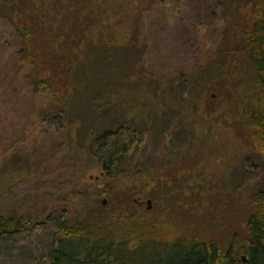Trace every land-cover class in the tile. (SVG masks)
Segmentation results:
<instances>
[{
    "label": "rangeland",
    "instance_id": "1",
    "mask_svg": "<svg viewBox=\"0 0 264 264\" xmlns=\"http://www.w3.org/2000/svg\"><path fill=\"white\" fill-rule=\"evenodd\" d=\"M42 1L0 6V214L31 220L63 210L244 253L264 187L248 119L263 93L249 63L227 57L240 44L249 0H181L177 11L160 0H76L71 14L68 0H53L59 32L69 27L73 37L57 38L50 62L37 57L30 79L20 32L41 23ZM47 23L39 32L49 55L58 44ZM89 41L79 63L74 48ZM122 127L135 142L107 174L94 142Z\"/></svg>",
    "mask_w": 264,
    "mask_h": 264
},
{
    "label": "trees",
    "instance_id": "2",
    "mask_svg": "<svg viewBox=\"0 0 264 264\" xmlns=\"http://www.w3.org/2000/svg\"><path fill=\"white\" fill-rule=\"evenodd\" d=\"M68 1L65 13H73L74 8L79 11L81 5H78V1ZM8 2L9 0H0V6L4 8ZM159 2L160 7L169 11H177L181 6V0ZM53 3V0H43V6L38 7L41 10L40 27L21 26L20 46L28 67L29 74L26 77L30 79H35L38 75L34 69L35 62L38 65L36 58L44 57L50 62V55H54V51L56 54L62 46L57 38L62 33L70 35L74 31L67 27L59 32V25H56L54 19L57 18L56 13L52 12ZM17 6L15 4V10ZM154 7L157 6L153 5L152 8ZM245 11L249 16L240 25V44L231 49L227 61L239 59L242 65L249 63L261 86L262 98L258 102L257 99L254 101L260 108L253 110L248 119L250 128H253V146L256 153L264 158V0H249ZM43 20L48 22L50 32L57 34L55 44L58 45H54L53 52L49 55L43 54L41 50L43 37L39 31L46 24ZM99 38V35H93L90 40H95L99 45ZM62 44L66 45V42ZM80 44L74 48L76 55L72 52L79 63L80 56L92 47L91 41ZM44 58L41 59L42 62ZM75 63L73 62V66ZM80 83L82 82L76 81V84ZM56 118L60 116L57 115ZM54 119L50 118L52 126H56ZM134 134L130 127H122L107 130L96 137L93 155L107 174L116 173L119 160L135 142ZM132 226V223H128L127 226L106 227L88 217L82 220L70 218L63 210L59 213L45 211L41 217L31 220L0 214V264H264V187L257 189L254 208L247 219L248 246L244 253L232 248L224 250L214 241L195 237L177 236L169 240H161L159 234L146 237L139 233L140 229H132ZM132 241L135 243L132 244ZM243 254L247 256L246 260L243 259Z\"/></svg>",
    "mask_w": 264,
    "mask_h": 264
},
{
    "label": "water",
    "instance_id": "3",
    "mask_svg": "<svg viewBox=\"0 0 264 264\" xmlns=\"http://www.w3.org/2000/svg\"><path fill=\"white\" fill-rule=\"evenodd\" d=\"M148 209H151L152 208V203H151V200H148ZM247 256L246 255H243V259L246 260Z\"/></svg>",
    "mask_w": 264,
    "mask_h": 264
},
{
    "label": "flooded vegetation",
    "instance_id": "4",
    "mask_svg": "<svg viewBox=\"0 0 264 264\" xmlns=\"http://www.w3.org/2000/svg\"><path fill=\"white\" fill-rule=\"evenodd\" d=\"M135 201H136L138 204H140V202H139V199H138V198H136V199H135Z\"/></svg>",
    "mask_w": 264,
    "mask_h": 264
}]
</instances>
